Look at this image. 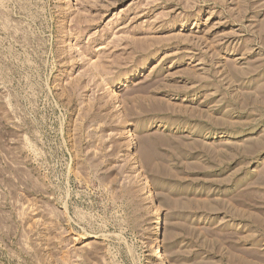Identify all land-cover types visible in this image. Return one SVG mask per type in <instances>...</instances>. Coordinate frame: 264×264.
<instances>
[{
	"label": "rangeland",
	"instance_id": "obj_1",
	"mask_svg": "<svg viewBox=\"0 0 264 264\" xmlns=\"http://www.w3.org/2000/svg\"><path fill=\"white\" fill-rule=\"evenodd\" d=\"M0 264H264V0H0Z\"/></svg>",
	"mask_w": 264,
	"mask_h": 264
}]
</instances>
